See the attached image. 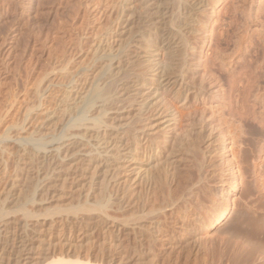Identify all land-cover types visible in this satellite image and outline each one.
<instances>
[{"label": "bare ground", "instance_id": "6f19581e", "mask_svg": "<svg viewBox=\"0 0 264 264\" xmlns=\"http://www.w3.org/2000/svg\"><path fill=\"white\" fill-rule=\"evenodd\" d=\"M64 1L0 0V264H264V0H71L51 34Z\"/></svg>", "mask_w": 264, "mask_h": 264}, {"label": "rangeland", "instance_id": "374dc122", "mask_svg": "<svg viewBox=\"0 0 264 264\" xmlns=\"http://www.w3.org/2000/svg\"><path fill=\"white\" fill-rule=\"evenodd\" d=\"M241 1H244V2H248L249 0H241ZM71 3H72V1L71 0H67V1H64V2H62V3H60V5H59V7L52 13V15H50L49 16V20H48V24H47V26H46V28L50 31V33L51 34H53L54 32H56L57 31V29L60 27L58 24H57V18L58 17H62V20L64 21V24H65V27H69V25H70V22H71V20H72V15H68L67 13H66V8L68 7V6H70L71 5ZM2 22V23H1ZM0 22V25H1V28H0V37L1 36H3L4 34H5V31L7 32V30H8V27H9V18H7L6 20H4V21H1ZM2 25H4V26H2ZM6 26V28H3V27H5ZM8 26V27H7ZM67 27V28H68ZM2 29V30H1ZM35 29H33V30H31L30 29V32H32V31H34ZM25 37H22L21 38V40H22V42H21V45H23V42L25 41ZM24 40V41H23ZM20 55H22L21 54V52L19 53ZM17 58V57H16ZM23 70H22V68H21V71H20V73H21V75H23V72H22ZM8 72V71H7ZM7 72H5L3 75H5V74H7ZM7 77L8 78H10V80H7V82H9V84L10 83H12L11 82V77H10V73L9 74H7ZM15 87V86H14ZM13 87V88H14Z\"/></svg>", "mask_w": 264, "mask_h": 264}]
</instances>
